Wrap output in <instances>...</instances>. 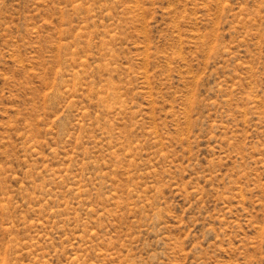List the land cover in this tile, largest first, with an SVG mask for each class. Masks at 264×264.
I'll return each mask as SVG.
<instances>
[{"label": "rangeland", "instance_id": "rangeland-1", "mask_svg": "<svg viewBox=\"0 0 264 264\" xmlns=\"http://www.w3.org/2000/svg\"><path fill=\"white\" fill-rule=\"evenodd\" d=\"M0 264H264V0H0Z\"/></svg>", "mask_w": 264, "mask_h": 264}]
</instances>
